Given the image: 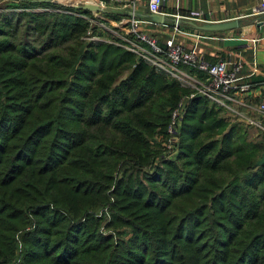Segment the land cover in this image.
Segmentation results:
<instances>
[{
  "label": "trees",
  "instance_id": "1",
  "mask_svg": "<svg viewBox=\"0 0 264 264\" xmlns=\"http://www.w3.org/2000/svg\"><path fill=\"white\" fill-rule=\"evenodd\" d=\"M12 6L0 15V264H264V135L195 96L165 154L187 89L85 41L87 10Z\"/></svg>",
  "mask_w": 264,
  "mask_h": 264
},
{
  "label": "built area",
  "instance_id": "2",
  "mask_svg": "<svg viewBox=\"0 0 264 264\" xmlns=\"http://www.w3.org/2000/svg\"><path fill=\"white\" fill-rule=\"evenodd\" d=\"M161 3L162 0H147L148 12L163 14L160 11ZM93 5L103 10L107 6L126 8L129 6V2L95 0ZM260 14H264V0H259L252 11V15ZM180 17L196 24L209 22L198 9L188 10ZM123 21L127 27L125 33L129 36L127 38L121 36L124 43L119 45H122V48L155 71L173 79L179 86L188 90L187 95L182 97L170 112L167 125L169 136L162 143L165 154L173 152L172 143L175 141L173 134H175V127L184 111V100L195 96L205 98L210 104L220 108L226 115L244 126L264 132V98L255 104L245 102L243 94L250 90L251 83L240 82L239 64L233 63L227 58H219L213 62L206 61L198 54L195 46L185 48L181 43L174 41L172 36L164 39L162 45H158L154 37L139 28L140 24L149 23V21L132 16L125 17ZM162 25L165 26V24ZM170 26L174 31H179L176 23ZM90 32L91 30H87L86 34L88 35ZM191 35L195 38L208 36L201 31H194ZM89 38L91 40L99 39L95 35H90Z\"/></svg>",
  "mask_w": 264,
  "mask_h": 264
},
{
  "label": "crops",
  "instance_id": "3",
  "mask_svg": "<svg viewBox=\"0 0 264 264\" xmlns=\"http://www.w3.org/2000/svg\"><path fill=\"white\" fill-rule=\"evenodd\" d=\"M75 4H92L95 0H65ZM129 2L126 8L107 6L105 10L97 12L98 19L108 24V31L120 35L126 31L123 19L137 17L149 21L140 24L141 31L154 37L158 45L164 39L172 36L173 40L181 43L185 48L195 46L198 54L204 60L213 62L219 58H227L240 65L238 75L240 82L251 83L250 90L243 94L245 102L255 104L264 98V14L252 15L259 0H162L160 11L164 18L162 23L152 22L147 10V0H124ZM198 9L209 22H221L235 18H261V24L255 23L241 26L239 30H225L220 32H204L206 38H195L191 34L197 31L186 24L180 16L188 10ZM91 11V14L95 15ZM108 13V17L102 16ZM83 16V15H81ZM177 24L179 31H174L170 25ZM162 24H165L163 26ZM253 26V27H252ZM244 28V30H243ZM202 32V31H201Z\"/></svg>",
  "mask_w": 264,
  "mask_h": 264
},
{
  "label": "rangeland",
  "instance_id": "4",
  "mask_svg": "<svg viewBox=\"0 0 264 264\" xmlns=\"http://www.w3.org/2000/svg\"><path fill=\"white\" fill-rule=\"evenodd\" d=\"M21 1L23 2V1H26V0H0V15L1 16L6 15L9 12L15 13L14 11H11V8L13 7L12 5H16L17 6L19 4V2H21ZM17 10H19V9H17ZM34 10H47L48 11L49 9L39 7V8H35ZM55 10H57V9H55ZM104 10H105V13H106V11H107L106 8ZM88 12H89L88 15H83L81 17V18H84L88 22L87 30H91V32L88 35L86 34L87 30L85 31V33H84L85 41H90V42H94V43L95 42H101V43L112 44V45L121 47L122 45H119V44H123L124 43V40H122L121 36H123L125 38H127V36H129V35H127L125 33L124 29L122 31H120V35L121 36L119 38L118 35L113 34V33L109 32L107 30L108 29V24L103 23L101 20L98 19V15L99 14L97 12H93L95 15H97L96 17L91 14V11H88ZM105 13L102 16L108 17V13L107 14H105ZM76 14H78V13H76ZM81 15L82 14H79V16H81ZM243 30H244V28H243ZM90 35H95V36L99 37V39L98 40H91L89 38ZM134 58H137V57L134 56ZM125 73L126 72H122L120 77H123L125 75ZM221 112L224 114L223 116L226 117L229 120V122H233L230 119V116L226 115L223 111H221ZM244 127L246 129L245 131H246L247 137L250 138V139L255 138V136H257L256 134H261L262 133L264 135V132H262L261 130H258L256 128H252V127H248V126H244Z\"/></svg>",
  "mask_w": 264,
  "mask_h": 264
},
{
  "label": "water",
  "instance_id": "5",
  "mask_svg": "<svg viewBox=\"0 0 264 264\" xmlns=\"http://www.w3.org/2000/svg\"><path fill=\"white\" fill-rule=\"evenodd\" d=\"M57 4L68 6L71 8H76L80 10H87V11H94V12H100L101 10L96 7L95 5L92 4H75V3H70L66 1H56ZM149 18L152 22L155 23H162L164 18L161 14L157 13H150ZM264 17V15L262 16ZM255 23L257 26H259L261 22V18H254L253 16L251 18H235L232 20H227V21H221V22H206V23H201V24H196L192 21L187 20L186 24L189 25L191 28L195 30H202V31H213V32H220V31H225V30H239L241 26H245L248 24ZM264 160V153L261 154L260 159H258L255 162V165H259L262 163Z\"/></svg>",
  "mask_w": 264,
  "mask_h": 264
},
{
  "label": "bare ground",
  "instance_id": "6",
  "mask_svg": "<svg viewBox=\"0 0 264 264\" xmlns=\"http://www.w3.org/2000/svg\"><path fill=\"white\" fill-rule=\"evenodd\" d=\"M197 31H202V30H197ZM202 32H213V31H202Z\"/></svg>",
  "mask_w": 264,
  "mask_h": 264
}]
</instances>
